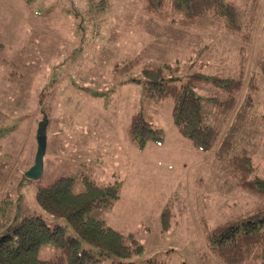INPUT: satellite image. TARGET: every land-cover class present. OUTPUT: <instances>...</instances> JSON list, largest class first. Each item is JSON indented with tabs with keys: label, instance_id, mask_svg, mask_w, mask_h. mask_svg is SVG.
Returning <instances> with one entry per match:
<instances>
[{
	"label": "rangeland",
	"instance_id": "rangeland-1",
	"mask_svg": "<svg viewBox=\"0 0 264 264\" xmlns=\"http://www.w3.org/2000/svg\"><path fill=\"white\" fill-rule=\"evenodd\" d=\"M244 19L254 15L252 41L234 38L215 17L196 23L171 21L147 13L143 0H0V213L11 210L0 235L26 214H38L51 226L71 225L43 209L36 199L40 184L80 174L100 184L119 179L114 206L95 209L144 249L127 261L137 264L163 258L167 264H223L211 251L209 231L224 221L264 204V193L237 184L231 167L215 151L199 150L173 122L172 101L143 97L145 67L164 65L166 77L194 71L234 76L247 56V72L264 63V0H232ZM139 78L141 80L133 81ZM250 117L233 120L235 111L220 112L203 102L205 122L222 135L233 123L235 153H247L254 174L264 177V75H259ZM202 96H222L209 81ZM143 110L165 138L145 146L131 139V115ZM43 172L32 177L39 148ZM120 158L121 168L115 163ZM114 176V177H113ZM169 226L163 225V212ZM83 247L98 248L84 242ZM59 249L42 246L39 257L51 259ZM103 264L118 257L100 256Z\"/></svg>",
	"mask_w": 264,
	"mask_h": 264
},
{
	"label": "trees",
	"instance_id": "trees-1",
	"mask_svg": "<svg viewBox=\"0 0 264 264\" xmlns=\"http://www.w3.org/2000/svg\"><path fill=\"white\" fill-rule=\"evenodd\" d=\"M258 3L261 0H245ZM144 10L152 15L169 18L171 21L196 23L203 17H215L222 27L242 42L240 51L245 55L246 43H250L254 32L255 17L250 14L244 19L232 0H143ZM3 44L0 42V47ZM247 56L242 58L236 75L227 76L194 71L184 77H166V71L173 66L167 63L145 67L144 98L172 101V118L180 133L199 150L215 151L223 163L231 167L237 184L246 189L264 193V177L254 174L253 156L234 153L238 140L231 139L233 128L227 133L212 123L205 122L203 102L214 103L220 112L235 111L233 120L244 116L258 93L259 75H264V63L259 69L247 72ZM178 69L177 66L173 67ZM133 81L141 80L139 78ZM209 81L222 90L223 95L202 96L197 92L201 82ZM131 139L141 146L150 140L162 141L165 132L152 122L141 109L130 118ZM85 188L75 191L76 177L64 175L51 183L40 184L36 191L39 205L57 218L65 219L75 231L67 233V225L51 226L38 214L24 215L14 226L0 235V264H103L100 256H115L111 264H137L127 261L143 251V244L131 234H124L109 225L106 220L92 215L95 209L112 207L120 197V180L107 184L98 183L87 172L80 174ZM11 214L8 206L0 213V228L7 225L6 216ZM163 225L169 226V213L163 212ZM212 253L223 264H264V204L248 214H240L214 226L208 234ZM89 243L98 248L83 247ZM51 244L59 249L56 257L42 259V246ZM142 264H167L163 258L149 259ZM182 264H187L183 262Z\"/></svg>",
	"mask_w": 264,
	"mask_h": 264
},
{
	"label": "water",
	"instance_id": "water-1",
	"mask_svg": "<svg viewBox=\"0 0 264 264\" xmlns=\"http://www.w3.org/2000/svg\"><path fill=\"white\" fill-rule=\"evenodd\" d=\"M43 148L42 146L39 148V152L37 154V159H36V163L33 167V169L29 172V175H31L32 177H36V176H40L43 172Z\"/></svg>",
	"mask_w": 264,
	"mask_h": 264
},
{
	"label": "crops",
	"instance_id": "crops-1",
	"mask_svg": "<svg viewBox=\"0 0 264 264\" xmlns=\"http://www.w3.org/2000/svg\"><path fill=\"white\" fill-rule=\"evenodd\" d=\"M115 163H117L118 164V166L121 168V164H122V162L120 161V158H115V161H114ZM114 177V176H113ZM115 180H119V179H114V181ZM107 184V183H106ZM115 204V203H114ZM114 206V205H113Z\"/></svg>",
	"mask_w": 264,
	"mask_h": 264
}]
</instances>
